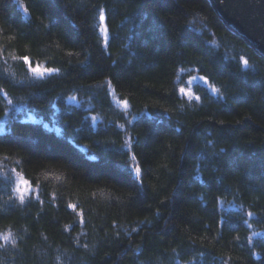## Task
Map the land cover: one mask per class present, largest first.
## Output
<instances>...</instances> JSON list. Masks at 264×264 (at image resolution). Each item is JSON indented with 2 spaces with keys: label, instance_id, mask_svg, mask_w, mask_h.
I'll list each match as a JSON object with an SVG mask.
<instances>
[{
  "label": "trees",
  "instance_id": "trees-1",
  "mask_svg": "<svg viewBox=\"0 0 264 264\" xmlns=\"http://www.w3.org/2000/svg\"><path fill=\"white\" fill-rule=\"evenodd\" d=\"M180 70L213 88L187 99ZM9 108L58 131L0 132L37 188L0 179V264H264V56L211 0H0Z\"/></svg>",
  "mask_w": 264,
  "mask_h": 264
},
{
  "label": "rangeland",
  "instance_id": "rangeland-1",
  "mask_svg": "<svg viewBox=\"0 0 264 264\" xmlns=\"http://www.w3.org/2000/svg\"><path fill=\"white\" fill-rule=\"evenodd\" d=\"M102 21H104V20H102ZM101 26L104 28L103 23H101ZM243 39H245V38H243ZM25 63L27 65L29 74L32 77V79L43 78V77L50 74L48 72H45L44 70L51 69V68L47 67L43 63L31 64L29 60L25 61ZM36 67H39V69L41 71L40 72H34L32 69H34ZM185 73H187V72H184V70H180L179 75H182L183 78H181L178 75L176 77L175 81H176L179 93L181 95H183L184 97H186L187 99H193L194 98V96H195L194 85L198 82L204 83L205 85L209 86L208 88H213L198 73H192L191 71H189L187 76ZM183 74H185L186 77H184ZM181 89H184V91L182 92ZM115 97L116 96H114V98H113L114 104L119 106V107L125 108L127 105L126 102L118 99L117 97L115 98ZM75 99H77V101ZM66 101H68L69 104L75 103L76 105H78L80 103V100L75 95H71V96L67 97ZM15 110H11L10 108H9V110L6 109V112L3 115V117L0 118V132L4 131V128L7 127V123L9 122V119L12 118L13 116H15V118H19L20 120H27L30 122L41 123L43 126L44 125L46 126V129L48 127V130H50V128H51L54 131H58V129L56 128V126L54 124H49V123L43 122L42 118H40V117H37V118L34 117V115L30 112V110L28 108H26V109L22 108L20 110L15 109ZM15 113L19 114V115H16ZM0 179L6 181L9 184L10 189L12 188L13 195L15 194V197L17 200L24 201L28 198H37V188L36 187L32 186L15 169H13V168L5 169L1 163H0Z\"/></svg>",
  "mask_w": 264,
  "mask_h": 264
},
{
  "label": "water",
  "instance_id": "water-1",
  "mask_svg": "<svg viewBox=\"0 0 264 264\" xmlns=\"http://www.w3.org/2000/svg\"><path fill=\"white\" fill-rule=\"evenodd\" d=\"M221 18L264 56V0H211Z\"/></svg>",
  "mask_w": 264,
  "mask_h": 264
},
{
  "label": "snow or ice",
  "instance_id": "snow-or-ice-1",
  "mask_svg": "<svg viewBox=\"0 0 264 264\" xmlns=\"http://www.w3.org/2000/svg\"><path fill=\"white\" fill-rule=\"evenodd\" d=\"M100 19H101V20H104V19H105L103 13H101V15H100ZM24 60H25V61H28L29 58H28V57H24ZM244 64L247 65V60H244ZM32 70H33L34 72H40V71H41V70L39 69V67H36V68H34V69H32ZM44 71H45V72H48V73H51V72L56 71V70H54V69H46V70H44ZM181 91L183 92L184 89H181ZM136 171L139 172V168H137ZM73 207H74V206H73ZM5 238H7V237H5Z\"/></svg>",
  "mask_w": 264,
  "mask_h": 264
}]
</instances>
